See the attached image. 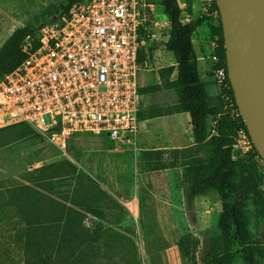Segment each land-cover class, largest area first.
I'll use <instances>...</instances> for the list:
<instances>
[{
    "label": "rangeland",
    "instance_id": "obj_1",
    "mask_svg": "<svg viewBox=\"0 0 264 264\" xmlns=\"http://www.w3.org/2000/svg\"><path fill=\"white\" fill-rule=\"evenodd\" d=\"M208 1V5L207 0L192 2L194 18L207 16L195 32L193 44L199 56V75L205 82L209 103L213 104L219 91L208 71L211 26L217 16L212 14L215 10L212 0ZM178 2L186 11V1ZM65 4L66 0H0V46L17 27H36L55 21ZM157 18L160 28L155 30L157 36L149 50L150 58L141 69L139 83L160 87L140 95L141 111L152 115L144 124L140 123V131L148 128L142 133V141L137 146L117 145L90 134L72 138L62 152L38 132L21 138L16 134L19 125L6 127L0 130V187L6 188L16 172L68 160L107 193L109 198L95 189L102 204L120 205L106 210V224L114 232L135 240L141 264H193L192 256L195 264H199V259L210 251L220 235L216 227L221 212L220 196L214 189L203 195H188L183 167L171 163L169 151L146 154L148 150H170L193 143L188 113H166L175 106L177 91L159 77V72L175 64V58L165 48L169 22L161 7ZM175 75L174 71L168 79L174 80ZM212 119L208 118L209 124ZM239 155L240 150L233 152L234 157ZM53 182L58 192H76V197L79 185L85 184L76 176L60 177ZM245 215L248 240L259 249L258 264H264V201L260 196L246 200ZM4 216L0 212V218ZM12 217L0 221V264H23L20 243L15 237L20 222Z\"/></svg>",
    "mask_w": 264,
    "mask_h": 264
},
{
    "label": "trees",
    "instance_id": "obj_2",
    "mask_svg": "<svg viewBox=\"0 0 264 264\" xmlns=\"http://www.w3.org/2000/svg\"><path fill=\"white\" fill-rule=\"evenodd\" d=\"M75 1L77 0H66L56 17L64 15ZM151 1L160 4L168 19L169 31L165 48L175 58V64L163 67L159 72V77L177 91V102L166 113H188L193 143L170 150H148L146 154L152 156L169 151L171 163L183 167V177L188 181L185 190L188 195H203L214 189L220 196L221 212L216 226L220 235L210 251L199 259V264H258L259 249L249 242L246 233L245 202L257 195L264 201L256 190V182L260 176L256 157L260 156L254 146L245 154L240 152L239 157L233 156V152L239 151L233 146L237 132L240 128L246 130V127L240 116H231L229 102L219 92L217 102L209 103L205 82L199 75V56L193 44V36L207 16L182 22V9L178 0ZM185 1L186 11L192 14L193 0ZM212 8L218 11L215 0H212ZM44 24L17 27L7 37L0 46V77L23 61L26 56L22 50L23 43L27 38H35ZM211 38V41L218 43L221 60L226 68V49L219 11L212 22ZM151 46L144 47L139 52L142 64L149 60ZM209 62L208 73L211 76L210 59ZM174 71L175 79L171 81L168 76ZM158 87L160 86H141L138 83L139 99L140 95ZM225 92L233 102L232 107L238 109L230 84ZM138 117L143 120L152 115H144L140 108ZM209 117L213 118L210 124ZM14 125L20 126L16 134L21 138L37 133L27 123ZM33 171V185L48 191V194L39 195L46 197V204H0V212L5 217L11 220L14 216L20 222L15 229V237L20 243L23 264H141L135 240L114 232L106 224V210L113 208V205H120L102 204V198L95 189L107 198L109 196L87 173L78 170L72 162L65 159L42 165ZM72 176L85 182L84 185H79L77 197L76 192H63L62 195L58 192L57 197L51 196L54 179ZM34 186L27 185L26 189L37 192ZM24 189V186L19 188L21 193ZM39 196L32 195L36 200ZM192 260L195 264L194 256Z\"/></svg>",
    "mask_w": 264,
    "mask_h": 264
},
{
    "label": "built area",
    "instance_id": "obj_3",
    "mask_svg": "<svg viewBox=\"0 0 264 264\" xmlns=\"http://www.w3.org/2000/svg\"><path fill=\"white\" fill-rule=\"evenodd\" d=\"M179 5L186 22L190 15ZM160 7L151 0H77L64 15L42 25L23 43V61L0 77V129L27 123L62 152L72 138L90 134L137 146L138 83L146 64L139 52L156 39ZM218 47L210 42L211 78L237 118L240 113L225 92L230 82ZM234 140L242 154L253 146L243 128ZM256 159V190L264 199V160Z\"/></svg>",
    "mask_w": 264,
    "mask_h": 264
},
{
    "label": "water",
    "instance_id": "obj_4",
    "mask_svg": "<svg viewBox=\"0 0 264 264\" xmlns=\"http://www.w3.org/2000/svg\"><path fill=\"white\" fill-rule=\"evenodd\" d=\"M235 103L264 160V0H215Z\"/></svg>",
    "mask_w": 264,
    "mask_h": 264
},
{
    "label": "crops",
    "instance_id": "obj_5",
    "mask_svg": "<svg viewBox=\"0 0 264 264\" xmlns=\"http://www.w3.org/2000/svg\"><path fill=\"white\" fill-rule=\"evenodd\" d=\"M189 15H190L189 19H194V16L192 14H189ZM146 120L148 119L146 118V119L140 120V123L144 124ZM146 130H148V128L142 129V131L139 132L138 143L142 141V133ZM190 130H191V124H190ZM33 172L34 171H31V170L30 171L25 170L22 172L14 173L11 176L10 184L7 185V187L3 189L2 187H0V204H46L47 202L46 197H40L39 195L40 193L48 194V191L41 186L33 185L32 177L33 175H35V173ZM27 185L34 186L37 192H34L31 189H26ZM21 186L25 187L23 193H21L19 190ZM56 189H57V186L54 183V188L52 190L51 196H54V197L58 196V191ZM62 193L60 194L62 195ZM32 195H37L39 197L36 200V199H33ZM34 200L36 201L34 202ZM4 219L9 220L7 217L4 216L0 218V221Z\"/></svg>",
    "mask_w": 264,
    "mask_h": 264
}]
</instances>
